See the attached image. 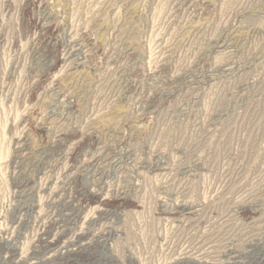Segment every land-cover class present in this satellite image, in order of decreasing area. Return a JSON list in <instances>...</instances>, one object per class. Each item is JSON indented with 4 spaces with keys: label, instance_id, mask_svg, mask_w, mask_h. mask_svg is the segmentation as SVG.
I'll use <instances>...</instances> for the list:
<instances>
[{
    "label": "rangeland",
    "instance_id": "rangeland-1",
    "mask_svg": "<svg viewBox=\"0 0 264 264\" xmlns=\"http://www.w3.org/2000/svg\"><path fill=\"white\" fill-rule=\"evenodd\" d=\"M0 264H264V0H0Z\"/></svg>",
    "mask_w": 264,
    "mask_h": 264
},
{
    "label": "bare ground",
    "instance_id": "bare-ground-1",
    "mask_svg": "<svg viewBox=\"0 0 264 264\" xmlns=\"http://www.w3.org/2000/svg\"><path fill=\"white\" fill-rule=\"evenodd\" d=\"M222 44V43H221ZM94 195V194H93ZM105 202L107 203L108 200H105ZM104 204V203H103ZM255 217V216H254ZM261 237V236H260ZM42 240V239H41ZM89 242V241H88ZM57 243L56 241H49V244H55ZM48 244V243H47ZM78 252V251H77ZM49 259V258H48ZM24 260V259H23Z\"/></svg>",
    "mask_w": 264,
    "mask_h": 264
}]
</instances>
